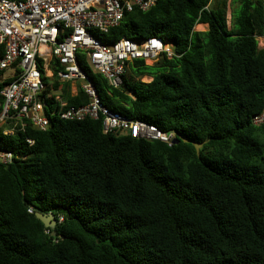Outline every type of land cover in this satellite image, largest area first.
<instances>
[{
    "label": "trees",
    "instance_id": "trees-1",
    "mask_svg": "<svg viewBox=\"0 0 264 264\" xmlns=\"http://www.w3.org/2000/svg\"><path fill=\"white\" fill-rule=\"evenodd\" d=\"M152 36L174 56L134 60L119 88L81 65L111 110L190 141L57 115L46 130L0 129V149L18 156L0 165V264H264V123H252L264 108V0H158L101 40ZM69 87L46 91L88 101ZM38 211L54 214L56 235Z\"/></svg>",
    "mask_w": 264,
    "mask_h": 264
},
{
    "label": "built area",
    "instance_id": "built-area-1",
    "mask_svg": "<svg viewBox=\"0 0 264 264\" xmlns=\"http://www.w3.org/2000/svg\"><path fill=\"white\" fill-rule=\"evenodd\" d=\"M158 0H0V129L4 134L24 131L28 124L46 130L55 115L81 121L103 119V131L172 144L174 131L164 132L143 120L129 119L106 106L96 83L81 60L94 73L119 88L128 64L143 59L153 64L162 55L174 56L171 43L152 36L143 40L122 37L103 42L101 36L120 25L126 13L148 10ZM143 82L151 77L144 76ZM47 81L69 83V94L82 90L88 101L70 104L61 89L46 91ZM55 109H48V105ZM264 123L263 110L252 117ZM28 142L33 143L31 139ZM18 156L0 149V165ZM33 212V209H29Z\"/></svg>",
    "mask_w": 264,
    "mask_h": 264
},
{
    "label": "water",
    "instance_id": "water-1",
    "mask_svg": "<svg viewBox=\"0 0 264 264\" xmlns=\"http://www.w3.org/2000/svg\"><path fill=\"white\" fill-rule=\"evenodd\" d=\"M181 140L190 141V140L185 139L184 137L178 135L177 138L174 139L173 144H176ZM195 145H196V149H197L198 154H199L201 144L197 143ZM36 217L38 219H40L47 228L53 229L52 234L56 235V233H57V230H56L57 219L55 218L54 214H43L42 212L38 211V212H36Z\"/></svg>",
    "mask_w": 264,
    "mask_h": 264
},
{
    "label": "crops",
    "instance_id": "crops-1",
    "mask_svg": "<svg viewBox=\"0 0 264 264\" xmlns=\"http://www.w3.org/2000/svg\"><path fill=\"white\" fill-rule=\"evenodd\" d=\"M199 26H202L201 28H199ZM196 30L198 31H205L208 29V25L207 24H198L196 27H195ZM149 77V76H148ZM152 78V77H151Z\"/></svg>",
    "mask_w": 264,
    "mask_h": 264
},
{
    "label": "rangeland",
    "instance_id": "rangeland-1",
    "mask_svg": "<svg viewBox=\"0 0 264 264\" xmlns=\"http://www.w3.org/2000/svg\"><path fill=\"white\" fill-rule=\"evenodd\" d=\"M228 19H230V15H228ZM201 27L202 26H199V28H201ZM258 40H259L260 47H263L264 46V37H259Z\"/></svg>",
    "mask_w": 264,
    "mask_h": 264
}]
</instances>
